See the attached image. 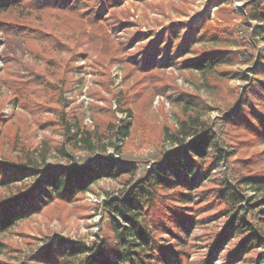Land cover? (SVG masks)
<instances>
[{"label":"rangeland","instance_id":"374dc122","mask_svg":"<svg viewBox=\"0 0 264 264\" xmlns=\"http://www.w3.org/2000/svg\"><path fill=\"white\" fill-rule=\"evenodd\" d=\"M21 1L18 9L0 10V121L15 125L13 132L17 131L24 144L22 148L40 152L46 145L45 166L68 163L85 166L97 157L109 156L117 164L133 170L118 180L99 181L72 202L56 201L41 213L18 223L0 239L6 246L0 262L44 264L42 261L48 259L42 257L43 251L55 238L86 247L100 246L103 239L111 243L110 219L104 211V201L116 197L124 199L130 186L145 178L168 152L178 149L164 135H171L178 122L185 118L182 108L189 101L195 105L190 114L195 116L197 113L215 140L233 156L213 166L207 176L199 180L193 202L183 208L182 213L193 216L197 222L185 235H178L186 255L185 261L180 263L264 264V242L255 244L246 255L240 252L232 261L230 254L241 244L238 237L230 240L224 250L215 251L213 246L216 233L226 223L224 215L227 211L217 200L218 185L226 184L232 188L241 177H264V136L244 124L223 122L227 115L238 110L241 113L239 105L242 107L243 102L249 106V113L244 111V115L253 113L264 118L262 102L257 100L260 87L255 83L252 85L254 78L248 73V69L256 65L241 63L244 59L241 55L253 53L242 18L250 0H83L85 6L78 1L79 13L94 14L98 21L96 26L105 36L95 45L79 38L80 30L88 29L87 17L70 28L61 29L53 18L62 13L34 8L45 5L66 7L70 5L69 0ZM9 2L0 0V4ZM113 23L119 28H113ZM251 25L255 30L256 23ZM16 28L28 32L37 30L44 36L50 35L47 40L52 41L48 44L38 41L35 46L30 41L28 45H18L22 38L9 32ZM53 41L61 46L53 48ZM124 45H127L125 49ZM116 48L118 53L115 54ZM142 49L149 52L148 56L153 54L155 59L167 51L169 60L165 65L154 60L141 63L137 53ZM209 51L234 54L239 60L232 66L218 68L215 74L206 78L184 67L190 59ZM15 59L19 60L20 66L30 68V77H39L38 85L47 81L59 83L55 85L61 99L45 101L47 105L42 107L40 124L22 110L20 101H13L19 94L15 93V85L7 83ZM142 65H151L152 70L144 69ZM54 75L61 80L54 82ZM257 79L264 84L263 76ZM250 85L256 94L248 92ZM126 109L132 114L130 135L126 140L118 141L116 131L123 121L129 120L123 112ZM19 115L27 118L24 126L17 122ZM62 118L81 130L96 132L99 142H96L95 134L92 136L96 149L88 151L82 144H70ZM19 157L8 145L0 148V164L10 171L20 168L17 166ZM209 163L207 160L205 166ZM11 187L20 185L13 187L11 184ZM171 192L161 190L156 193L155 206L145 213L148 225L163 230L155 209L162 210ZM245 195L254 194L247 189ZM155 236L163 239L160 244L176 248L178 239L162 236L159 232ZM107 245V253H110L111 247Z\"/></svg>","mask_w":264,"mask_h":264},{"label":"trees","instance_id":"16d2710c","mask_svg":"<svg viewBox=\"0 0 264 264\" xmlns=\"http://www.w3.org/2000/svg\"><path fill=\"white\" fill-rule=\"evenodd\" d=\"M78 1L83 2L82 5L85 6L83 0H69L70 5H65L66 7L57 8L58 6L47 7L45 5L34 8L39 11L51 9L62 13V15L53 18L61 29L70 28L73 23L78 21L80 23L81 19L87 17L89 20L88 29L80 30L79 38L88 44L95 45L99 38L105 36L100 34V28L96 26L98 21L94 14L91 16L87 14L88 11L85 15L79 13ZM113 1L115 2V0ZM20 3H22L21 0H10L9 3L0 4V10L18 9L21 7ZM244 9L245 13L242 18L248 29V43L253 53L241 55L244 56L241 63L256 65L253 69L249 68L248 73L254 78L252 85L255 83L260 87L257 100L262 102L261 105L264 108V84L257 79L259 76L264 77V0H250ZM252 22L256 23L255 30L251 25ZM111 26L119 28V25L116 26L115 23ZM22 27L23 25H21ZM9 32L22 38L18 45H24V43L28 45L30 41L32 46H35L38 41L47 42V44L52 41L47 40L50 35L44 36L37 33V30L28 32L16 28ZM60 37L62 38L61 35ZM53 43V48L61 46L56 41ZM126 46L122 47L125 49ZM36 48L38 46L32 47V49ZM98 48L101 50L102 45ZM151 52L153 51L151 50ZM114 53H118L117 48L114 49ZM137 54H140L141 63L154 60L165 65L169 60L167 51L163 52L158 59H155L153 54L148 56L149 52H146L145 49L140 50ZM238 60L234 54L209 51L190 59L184 67L206 78L215 74L218 68L232 66ZM252 61L254 62L251 64ZM255 61L256 64H254ZM12 66L15 71L13 69L10 71L7 84L15 85V93L19 94V96H14L13 101H20L22 110L34 118L37 124H40L42 107L47 105L45 101H60L61 99V93L57 90L59 83L57 82L55 85L52 81H47L46 84H49L47 87L42 83L38 85L39 77L36 75L30 77L29 73L31 72L28 66H20L18 59H15ZM141 67L152 70L151 65H142ZM59 68L60 66L57 65V70ZM60 80L61 77L54 75V82ZM252 85L248 92L256 94L251 89ZM53 92L55 94H52ZM44 95H48L47 98ZM239 108L242 109L241 113L238 110L231 116L227 115L223 122L244 124L256 130L259 136H264V118L253 113L244 115V111L249 113L247 110L249 106L246 102H243L242 107L239 105ZM194 109L195 105L192 102H186L182 108L185 118L178 122L177 128L171 135L168 133L164 135L168 141H172L173 145L178 146V149L168 152L163 161L157 162L153 170L145 175V178L130 186L124 199L116 197L104 201V211L110 219L108 232L112 237V242L108 243L103 239L100 246L86 247L81 243H66L61 238H55L43 251L42 257L48 259L47 263L42 261L44 264H181L185 261L184 243L178 235H185L189 230H192L191 228L197 221L193 216L190 217L182 213L183 208L193 202L196 196L194 195L195 191L199 188V180L204 179L213 166L233 156L215 140V136L208 131L209 129L206 128L197 113L195 116L190 114ZM123 112L129 120L123 121L116 131L118 141H124L130 135L132 114L128 109ZM19 118L17 122L24 126L27 118L24 115H19ZM61 121L70 144H82L88 151L96 149V145L92 143L94 134L96 142H99V135L96 132L90 133L81 130L78 125L68 123L65 118H62ZM9 122L0 121V148L8 145L12 150H16L20 156L17 165L20 168L10 171L7 166L0 164V191L2 194L0 196V239L18 223L31 215L41 213L50 204L56 201L72 202L78 195L90 191L97 182L107 179L118 180L133 170L117 164L115 159L109 156L97 157L92 164L85 166L76 163L55 167L45 166L47 146L45 145V148L40 152L36 149L29 151V149H24L25 147L22 148L24 144L19 140L17 131L13 132L15 125ZM6 125H8L7 128ZM207 160H210L208 167L205 166ZM11 184L13 187L19 184L20 187L12 188ZM218 186L217 200L227 211L224 215L226 223L216 233L213 246L215 251L224 250L230 240L238 237L241 244L230 254L229 260L232 261L238 258L240 252L246 255L255 244L264 242V177L258 178L249 175L237 180L232 188L226 184ZM243 189L244 191H242ZM247 189L254 195H245ZM161 190L172 191L167 196L162 210L155 209L156 214L160 216L158 224L160 221L162 222L163 230L157 228L156 225H148L145 217V213L155 206V202L158 200L156 193ZM156 232L162 236L167 235L173 240L178 239L176 248L172 249L170 245L167 247L160 244L163 239L155 236ZM107 244L111 247L110 253H107ZM5 249L6 246L0 242V256ZM0 264L4 263L0 262Z\"/></svg>","mask_w":264,"mask_h":264}]
</instances>
